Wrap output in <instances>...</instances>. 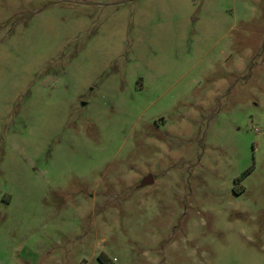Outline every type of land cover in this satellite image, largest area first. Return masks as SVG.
<instances>
[{
    "label": "rangeland",
    "instance_id": "obj_1",
    "mask_svg": "<svg viewBox=\"0 0 264 264\" xmlns=\"http://www.w3.org/2000/svg\"><path fill=\"white\" fill-rule=\"evenodd\" d=\"M0 264H264V0H0Z\"/></svg>",
    "mask_w": 264,
    "mask_h": 264
},
{
    "label": "water",
    "instance_id": "obj_2",
    "mask_svg": "<svg viewBox=\"0 0 264 264\" xmlns=\"http://www.w3.org/2000/svg\"><path fill=\"white\" fill-rule=\"evenodd\" d=\"M153 182V179L151 178V176H148L147 178L144 179V181L142 182L141 186H145L148 184H151Z\"/></svg>",
    "mask_w": 264,
    "mask_h": 264
}]
</instances>
